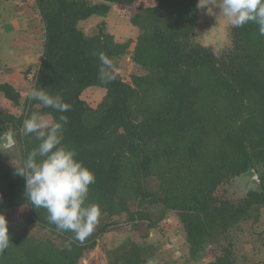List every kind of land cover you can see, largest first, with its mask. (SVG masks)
<instances>
[{"label": "trees", "instance_id": "trees-1", "mask_svg": "<svg viewBox=\"0 0 264 264\" xmlns=\"http://www.w3.org/2000/svg\"><path fill=\"white\" fill-rule=\"evenodd\" d=\"M137 1H35L45 33L32 89L45 88L71 105L62 113L68 117L64 143L95 173L89 202L99 204L102 215L80 242L72 232L57 231L46 210L27 201L26 181L16 166L39 141L23 134V121L33 112L55 119L61 113L27 97L22 104V93L3 83L0 92L22 113H0V138L12 129L20 146L18 163L10 162L11 151H0V214L10 236L0 264H79L118 226L115 218L127 216L138 231L141 225L157 228L169 213L186 234L184 264H200L209 245L217 248L209 264H238L230 238L264 208V36L254 23L232 25L231 46L216 55L195 35L200 0H156L155 6L139 7L130 16L139 35L124 42L107 31L105 21L92 36L80 28L94 16L108 17L112 5ZM1 48L0 40V69ZM100 53L112 61L110 82L99 79ZM128 55L142 71L129 81L116 68ZM89 88L106 91L96 108L82 98ZM251 168L259 183L232 194ZM22 207L30 210L28 221L13 222L12 211ZM33 225L51 236L31 234ZM154 252L129 236L104 251L108 264H149Z\"/></svg>", "mask_w": 264, "mask_h": 264}, {"label": "rangeland", "instance_id": "rangeland-1", "mask_svg": "<svg viewBox=\"0 0 264 264\" xmlns=\"http://www.w3.org/2000/svg\"><path fill=\"white\" fill-rule=\"evenodd\" d=\"M34 1L35 0H27L26 3L32 6ZM93 1L96 3L102 0ZM16 3L20 5L19 2L16 1ZM155 4L156 0H138L135 5L129 7L112 5L108 17L102 18L94 16L87 21L81 22L80 28L86 35L92 36L98 32L99 25L105 21L107 24V31L115 36L118 41L124 42L130 38H136L139 35L138 29L134 28L130 23L131 14L141 6L151 7L155 6ZM201 5H204V7H201ZM213 6L214 4L209 2V0H201V19L195 35L202 44L211 47L215 54L220 56L221 52L227 50L232 44V25L228 22L226 17L220 14L221 10L218 7L214 9ZM31 43L30 41V44ZM43 43V40L41 42L38 41L35 48H33V53H35V55L30 56L28 50H30L31 45L27 42L29 46L25 48V51H27L26 53L30 57L12 54L13 58L9 59L11 53H7L6 55L5 51L2 52L1 59H3V64H7L5 68L7 69L6 72H8H5L7 74V76H5L4 70H1L0 85L8 83L9 81L14 83L15 88L23 95L22 104L26 100V93L32 89L34 75L37 66L40 64ZM116 68L124 75L127 81L130 80L132 74L142 73L141 69L132 64L130 55L118 59L116 61ZM9 75H11V77H9ZM105 94L106 91L104 89L89 88L83 93L82 98L90 106L96 108L103 100ZM0 113H10L19 116L22 113V108L14 107L11 102L0 93ZM16 147L8 153L11 163H18L20 153H18L17 149H20V146H18L17 149ZM249 179L250 177L247 176L237 180V185L235 183L230 192L235 195H240L246 189L253 185L255 186L256 184L253 183V181L249 182ZM29 217L30 210L28 207L14 209L11 213L13 222H26ZM115 221L118 223V226L110 229L109 232L101 238V246H97L94 250L87 252L80 260L79 264H108L104 251L106 252L108 249L116 247L128 236L131 237L134 242L152 245L154 247L155 252L154 255L150 257L149 264H184L189 259V246L186 243V234L183 231L178 217L174 213H169L155 229H147L145 226L141 225L138 231H134L132 230L131 223L128 222V217L125 215L115 218ZM29 231L39 238L51 236L45 230L34 225L29 228ZM232 236L230 240L234 245L231 246H233L232 250H234V254L238 259V264H263L264 208L259 212H253L252 217L247 222L242 223L241 229L234 232ZM55 240L59 243V239L55 238ZM226 244L228 245V240ZM216 249L217 248L213 245H209L200 264H209L214 261Z\"/></svg>", "mask_w": 264, "mask_h": 264}, {"label": "clouds", "instance_id": "clouds-1", "mask_svg": "<svg viewBox=\"0 0 264 264\" xmlns=\"http://www.w3.org/2000/svg\"><path fill=\"white\" fill-rule=\"evenodd\" d=\"M214 7L221 10L220 14L231 25L243 27L254 23L259 35L264 36V0H220ZM99 60V79L110 82L115 78L112 61L104 53L99 54ZM26 96L30 101H38L40 108L52 109L61 115L55 119L48 113L33 112L24 119L23 134L34 135L39 143L22 164L16 166V174L25 178V195L33 208L45 209L48 222L55 225L57 231L72 232L76 240L83 242L98 225L102 210L99 204L89 202L90 186L96 182L95 173L78 159L75 148L64 143L68 117L62 113L69 111L71 105L61 95H52L42 87L31 89ZM9 245L8 221L0 214V253Z\"/></svg>", "mask_w": 264, "mask_h": 264}, {"label": "crops", "instance_id": "crops-1", "mask_svg": "<svg viewBox=\"0 0 264 264\" xmlns=\"http://www.w3.org/2000/svg\"><path fill=\"white\" fill-rule=\"evenodd\" d=\"M16 1L19 2L20 5H18ZM16 1L0 0V40L2 46L1 55L3 51H5L6 55L7 53H11L9 59L13 58L12 54L24 57L29 56L26 53L27 51H25V48L29 46L27 42L30 44V41L32 43L30 44L31 46L28 52L30 56L35 55V53H33V48H35V45H37L38 41H44L45 33L41 18L35 8L36 0L32 6L29 5V3H26L27 0ZM1 61L2 68L0 69V72L1 70H4V75L7 76L6 73L8 71L6 72L7 69L5 68L7 64H3V59H1ZM9 77H11V75H9ZM8 83L14 86V83L11 81Z\"/></svg>", "mask_w": 264, "mask_h": 264}, {"label": "water", "instance_id": "water-1", "mask_svg": "<svg viewBox=\"0 0 264 264\" xmlns=\"http://www.w3.org/2000/svg\"><path fill=\"white\" fill-rule=\"evenodd\" d=\"M209 2H212L213 3V0H209ZM220 2V0H214V3L216 5H218ZM213 3V4H214ZM214 9H216L217 7H214ZM15 132L13 130H11L10 132L4 134L1 138H0V151L1 152H7V151H11L13 149H16L18 148V140H17V137H16V134H14ZM18 153H20V149L18 148L17 149ZM247 176L250 177L249 179V182L253 181V183L257 184L259 183V176L257 174V172L251 168L250 171L246 174Z\"/></svg>", "mask_w": 264, "mask_h": 264}, {"label": "flooded vegetation", "instance_id": "flooded-vegetation-1", "mask_svg": "<svg viewBox=\"0 0 264 264\" xmlns=\"http://www.w3.org/2000/svg\"><path fill=\"white\" fill-rule=\"evenodd\" d=\"M6 153H8V152H6Z\"/></svg>", "mask_w": 264, "mask_h": 264}]
</instances>
